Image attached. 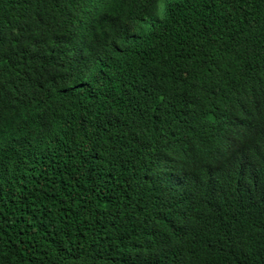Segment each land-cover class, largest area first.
<instances>
[{
    "label": "trees",
    "instance_id": "1",
    "mask_svg": "<svg viewBox=\"0 0 264 264\" xmlns=\"http://www.w3.org/2000/svg\"><path fill=\"white\" fill-rule=\"evenodd\" d=\"M0 264H264V0H0Z\"/></svg>",
    "mask_w": 264,
    "mask_h": 264
},
{
    "label": "rangeland",
    "instance_id": "2",
    "mask_svg": "<svg viewBox=\"0 0 264 264\" xmlns=\"http://www.w3.org/2000/svg\"><path fill=\"white\" fill-rule=\"evenodd\" d=\"M161 8H162V6H161Z\"/></svg>",
    "mask_w": 264,
    "mask_h": 264
}]
</instances>
